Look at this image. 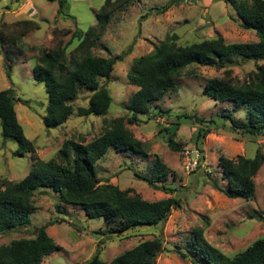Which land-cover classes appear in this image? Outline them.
I'll return each instance as SVG.
<instances>
[{
    "label": "rangeland",
    "instance_id": "374dc122",
    "mask_svg": "<svg viewBox=\"0 0 264 264\" xmlns=\"http://www.w3.org/2000/svg\"><path fill=\"white\" fill-rule=\"evenodd\" d=\"M104 2L68 0V12L74 17L68 18L57 14V1L0 0V27L6 23V32L17 27L15 23L22 19H34L40 24L39 29L23 37V49L12 68L11 77L0 53V90L13 88L24 101L28 100V103L17 101L15 109L25 134L36 146L35 153L15 156L18 144L9 139L3 145L0 124V188H4L5 181L24 178L38 159H57L65 141L88 143L102 134L106 121L118 117L128 120L131 117L128 109L130 98L138 89L128 77L133 61L151 52L167 35L176 34L179 44L218 36L227 43L258 40L254 31L241 26L237 11L223 0H135L114 13L106 32L91 49L92 54L107 58L124 55L123 60L115 64L110 78L100 79L101 85L109 89L113 98L108 112L104 116H84L77 110L65 124L48 129L44 117L49 94L45 84L34 78L36 59L43 49L56 48L71 39V34L56 36L55 28L73 32L76 27L85 31L95 25V11ZM167 4L169 8L161 12ZM77 43L75 39L68 46V54ZM258 63L263 64L264 61ZM256 67L254 61L236 59L231 67L232 76L237 81H245ZM223 74L224 69L191 66L177 80L176 89L154 102L148 113L139 115L138 122L126 120L127 127L144 143L147 155L110 149L96 162L97 176L102 183H113L121 189L130 188L133 193L150 201L178 198L181 206L173 209L163 225L104 234L114 224L104 218H89L79 206L63 203L58 192L43 188L35 193L31 223L0 233V245L14 239L34 237L41 226L48 224L47 231L60 248L47 255L42 264H80L98 252L103 260L110 262L141 241L161 235L163 245L156 264H192L189 257L180 256L178 251L180 248L186 251V244L196 237L197 229H203L207 241L225 255L236 254L256 239L264 238V163L255 177L256 191L250 200L230 198L212 184L214 178L219 179L224 187L228 184L220 165L221 155L237 160L240 156L253 158L257 150L264 154V138L235 132L230 125L214 128L202 141L204 159L201 162L196 146L200 123L178 118L180 114L188 113L208 121L222 112L231 111L234 108L232 102L221 103L204 95L207 82ZM90 95L88 90H82L74 106L86 107ZM234 113L237 119H243L242 110ZM175 123L180 124L173 137L182 145L181 150L169 146V134L164 131ZM157 156L169 170L165 184L173 187V192L155 188L138 176L151 175ZM156 184L162 185L161 182Z\"/></svg>",
    "mask_w": 264,
    "mask_h": 264
},
{
    "label": "trees",
    "instance_id": "16d2710c",
    "mask_svg": "<svg viewBox=\"0 0 264 264\" xmlns=\"http://www.w3.org/2000/svg\"><path fill=\"white\" fill-rule=\"evenodd\" d=\"M47 1H57L59 16L74 18L68 12V0ZM134 1L105 0L95 11L96 24L85 31L78 27L73 32L54 29L56 36L60 33L71 34V39L56 48L43 49L34 65V78L45 84L49 94L47 114L44 117L48 129L65 124L77 110L84 116H104L108 112L113 98L109 89L101 85L100 79L110 78L115 64L123 60L124 55L107 58L92 54L91 49L106 32L114 13ZM223 1L233 6L241 18V26L254 31L258 40L227 43L223 37L218 36L191 44H179L178 36L171 34L156 44L151 52L134 59L128 77L138 89L130 98L128 109L131 117L128 120L118 117L106 121L102 134L88 143L65 141L57 159H38L24 178L5 181L4 188H0V233L31 223V215L35 210V193L43 188L58 192L63 203L79 206L89 218H104L106 222L114 224L104 234L163 225L173 209L181 206L178 198L150 201L133 193L130 188L121 189L113 183H102L97 176L96 162L110 149L146 156L144 143L127 127L126 120L129 123L138 122L139 115L148 113L154 102L162 100L168 91L176 89L177 80L193 65L224 69L223 76L207 82L204 95L217 102H232L234 105L231 111L222 112L217 118L208 121L188 113L178 116L179 119L200 123L196 137V146L201 154L199 161L204 159L202 141L214 128L230 125L235 132L264 138V63H258L264 61V0ZM168 8L167 4L161 12ZM15 25L17 27L8 32L4 29L8 27L6 23L0 27V53L3 54L9 77L18 54L23 49V37L40 28V24L34 19H22ZM75 39L78 43L68 54V46ZM236 59L254 61L257 65L256 69L249 72L245 81H237L232 76L231 67ZM84 89L91 93L88 105L76 108L74 101ZM17 101L28 103L13 88L0 90L3 145L9 139L15 140L18 147L14 155L23 157L27 153H35L36 146L27 137L19 121L15 109ZM239 110L244 112L242 120L237 119L234 113ZM179 124L175 123L170 129H164L169 134V146L175 150L182 148L173 137ZM219 160L228 184L224 187L219 179L214 178L213 186L230 198L252 199L256 191L255 177L264 163V154L257 150L253 158L240 156L233 160L221 155ZM138 176L155 188L160 187L168 192L175 190L165 184L169 170L159 156L151 167L150 176ZM160 182L162 185L158 186L156 183ZM47 228L48 224H45L34 237L14 239L0 245V264H42L47 255L60 248ZM162 245L163 237L158 235L141 241L110 262L103 260L98 252L80 264H156ZM185 249L186 251H182L180 248L178 254L184 258L189 257L192 264H264V238L256 239L236 254L225 255L207 241L203 229H197L196 237L186 244Z\"/></svg>",
    "mask_w": 264,
    "mask_h": 264
},
{
    "label": "built area",
    "instance_id": "2783aa9c",
    "mask_svg": "<svg viewBox=\"0 0 264 264\" xmlns=\"http://www.w3.org/2000/svg\"><path fill=\"white\" fill-rule=\"evenodd\" d=\"M197 163V162H196ZM191 165H192V163H190ZM194 165H192V167H193Z\"/></svg>",
    "mask_w": 264,
    "mask_h": 264
}]
</instances>
